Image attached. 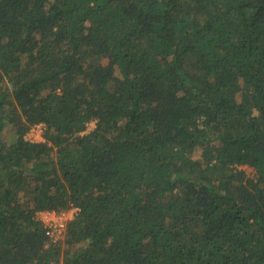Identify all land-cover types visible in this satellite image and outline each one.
Segmentation results:
<instances>
[{"label":"trees","instance_id":"trees-1","mask_svg":"<svg viewBox=\"0 0 264 264\" xmlns=\"http://www.w3.org/2000/svg\"><path fill=\"white\" fill-rule=\"evenodd\" d=\"M0 264H264V0H0Z\"/></svg>","mask_w":264,"mask_h":264},{"label":"built area","instance_id":"built-area-1","mask_svg":"<svg viewBox=\"0 0 264 264\" xmlns=\"http://www.w3.org/2000/svg\"><path fill=\"white\" fill-rule=\"evenodd\" d=\"M75 212H77V209L71 210L68 213L59 214L49 211H41L37 213V219L43 225L45 235L50 243L55 244L63 240L65 236L66 223L70 219L71 215L75 214Z\"/></svg>","mask_w":264,"mask_h":264},{"label":"rangeland","instance_id":"rangeland-1","mask_svg":"<svg viewBox=\"0 0 264 264\" xmlns=\"http://www.w3.org/2000/svg\"><path fill=\"white\" fill-rule=\"evenodd\" d=\"M94 128V123H89L87 126V130L86 132L92 130ZM42 126L38 125V126H34L29 133L26 135V139L29 141H33V142H39L42 141ZM195 157H198V154L196 153ZM241 169H243L245 171V174L249 177L252 178L254 176V171L253 169L243 166L241 167Z\"/></svg>","mask_w":264,"mask_h":264}]
</instances>
